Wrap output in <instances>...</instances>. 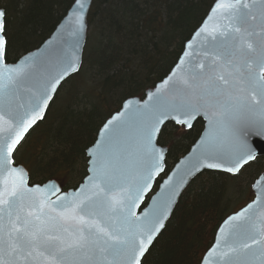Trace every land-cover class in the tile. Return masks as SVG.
<instances>
[{
	"label": "snow or ice",
	"instance_id": "obj_1",
	"mask_svg": "<svg viewBox=\"0 0 264 264\" xmlns=\"http://www.w3.org/2000/svg\"><path fill=\"white\" fill-rule=\"evenodd\" d=\"M90 9L91 0H73L57 42L10 64L0 7V264H142L190 178L204 169L239 176L264 157L253 146L264 141V0H216L175 70L104 122L84 182L66 192L53 179L30 186L13 154L80 71ZM198 119L207 124L192 153L141 209L164 172L165 122L190 129ZM253 187L256 199L225 221L201 264H264V174Z\"/></svg>",
	"mask_w": 264,
	"mask_h": 264
},
{
	"label": "trees",
	"instance_id": "obj_2",
	"mask_svg": "<svg viewBox=\"0 0 264 264\" xmlns=\"http://www.w3.org/2000/svg\"><path fill=\"white\" fill-rule=\"evenodd\" d=\"M215 1L93 0L81 71L60 88L44 121L14 155L16 165L28 171L30 185L53 179L65 192L76 189L87 175V149L104 122L127 99L143 98L170 73ZM72 2L0 0V7L7 9L8 63L49 39ZM203 129L199 120L190 131L173 124L162 130L158 144L168 154L155 190ZM263 172L264 158H258L239 176L201 174L181 197L142 264H201L222 222L250 201V189ZM243 176L246 182L241 185Z\"/></svg>",
	"mask_w": 264,
	"mask_h": 264
},
{
	"label": "water",
	"instance_id": "obj_3",
	"mask_svg": "<svg viewBox=\"0 0 264 264\" xmlns=\"http://www.w3.org/2000/svg\"><path fill=\"white\" fill-rule=\"evenodd\" d=\"M92 2H93V0H91V7H92ZM215 2H216V1H215ZM213 5H214V4H213ZM210 10H211V9H210ZM90 11H91V9H90ZM209 13H210V11H209ZM209 13H208V15H209ZM67 14H68V13H67ZM67 14H66V15H67ZM89 14H90V12L88 13L87 19L89 18ZM208 15L206 16V18L204 19V21L202 22V24L206 22ZM62 22H63V19H62V21L60 22V24H61ZM209 23H210V22H209ZM60 24L57 26V28L55 29V31L53 32V34L50 36L49 39H47V40H46V41H45V42H44V43H43L38 49H36V50H34V51L30 52V53H33V54L39 55L40 51H42L44 48L48 47V42L51 41V42H53V43H56V42H57L58 35H59V26H60ZM202 24H201V25H202ZM201 25H200V26H201ZM88 29H89V27H88ZM196 31H197V30H196ZM196 31H195V32H196ZM195 32H194V33H195ZM87 39H88V30H87V33H86L85 39H84L83 42H82V47H81V50H80V54H81V57H82V66H83L84 51H85V48H86V45H87ZM196 39H197V38H196L195 35L193 34V35L191 36V38L189 39V41L186 42V44H185V46H184V49H183V52H182L181 56L179 57V59L182 57L184 51L186 50V45H187L189 42H192L193 44H195ZM59 48L62 49L65 53L70 52V51H71L70 38L65 37L64 40H61V41L59 42ZM26 55H27V54H26ZM179 59H178V60H179ZM177 62H178V61H177ZM10 64H12V63H10ZM176 64H177V63H176ZM176 64H175V66L172 68V70L170 71V73H171L172 71L175 70ZM82 66H81V69H82ZM81 69H80V71H81ZM80 71H79V72H80ZM79 72H78V73H79ZM78 73H73L70 77H68V78L66 79V81L69 80L70 78H72L73 76H76ZM170 73H169V74H170ZM169 74H168V75H169ZM168 75H167V76H168ZM167 76H166V77H167ZM166 77H165V78H166ZM165 78H164V79H165ZM66 81L62 82L61 86L57 89V93H56V95L54 96L53 101H54L55 97L57 96V94H58L60 88L62 87V85H63ZM161 82H162V81H161ZM161 82L157 83L153 88L149 89V90L145 93V96H144L142 99H141V98H137V97H136V98H130V99H127V100L122 104V106H123L128 100H132V101H134V102H140V103H143V102L146 100V98H147V94H148L150 91H152V90H154L155 88H157V87L161 84ZM53 101L50 103L49 108H50V106L52 105ZM122 106H121V108H122ZM121 108H120V110H121ZM120 110H119V111H120ZM48 111H49V109H48L47 112L45 113V117H46ZM116 113H117V112H116ZM116 113H114V114H116ZM114 114H113V115H114ZM113 115H112V116H113ZM112 116H111L109 119H111ZM199 120H201V121L204 123V129H203V132H202L201 135H200V137H201V136L203 135V133H204V130H205V127H206L207 121L204 120V119H198L197 121H199ZM43 121H44V120H43ZM43 121H38L37 124L34 125L32 129L29 130V133H30V132H31V131H32L37 125H39V124L42 123ZM197 121H194V122H193V127H194V125H195V123H196ZM165 124H166V125H168V124H173V125L177 126V125L174 123V121H166ZM102 127H103V126H102ZM102 127H101V129H102ZM178 127H183V126H178ZM193 127H192V128H193ZM183 128H184L186 131H190V130L192 129V128L188 129V128H186V127H183ZM101 129L99 130L98 134L100 133ZM162 130H163V129H162ZM29 133L25 136V139L27 138V136L29 135ZM97 137H98V135H97ZM200 137H199V139L196 141V143L192 146V148L190 149V151H189L185 156H183V157H182V158H181V159L175 164V166L172 168V170L169 172V174H168V175L162 180V182L160 183V185H159L158 188H157V191L153 194V191H154V189H155L156 182H157V181H158V180L164 175V173H165V163H166V157H167V154H168V149H167L166 147H163V149L165 150V152H164V155H165V160H164V172H162V173H161L158 177H156V179L153 181L152 189H151V191L145 196V201H144V203L141 205V209H143L146 205L150 204V202H151V201H150V198L156 196V195L160 192V190H161V186L163 185V183H164L166 180L169 179V177L172 175L173 172H175V171L177 170V167L181 164V161H184L187 157H189V155L192 153L194 147L196 146V144H197L198 141L200 140ZM158 138H159V137H158ZM158 138H157V140H158ZM25 139H24V140H25ZM254 139H255V138H254ZM24 140L21 142V144L24 142ZM96 140H97V138H96ZM257 145H259V146H257ZM20 146H21V145H19L18 148H19ZM253 146L256 148V151L259 153L260 150H261L262 148H264V141H256V143H254ZM17 150H18V149H17ZM15 153H16V152H15ZM15 153L13 154V158H14ZM86 155H87V159H89L87 152H86ZM258 158H264V157L258 156ZM16 166H17V165H16ZM18 166H20V165H18ZM20 167H23V166H20ZM23 168H24V167H23ZM24 169H25V168H24ZM25 170H26V169H25ZM26 172L28 173L27 170H26ZM205 172H220V173L228 174V173H225V172L220 171V170H209V169H204V170H202L200 173H197L194 177L190 178L189 182H188L187 184H185V185L181 188L179 195L176 197V201H175V204H174V206H173L172 212H171V214L169 215L168 219L165 221V228H166L168 222L170 221V219L172 218L173 213H174V211H175V209H176V207H177V205H178V203H179L181 197H182L183 194L185 193V191L189 188V186L191 185V183H192L196 178H198L201 174H203V173H205ZM87 174H88V164H87ZM262 174H264V172H263ZM262 174H261V175H262ZM228 175H230V174H228ZM231 176H233V175H231ZM28 177H29V173H28ZM56 182H57V181H56ZM83 182H84V180H83ZM83 182H82V183H83ZM46 183H47V182H46ZM57 183H58V182H57ZM82 183H81V184H82ZM29 185H30V178H29ZM253 185H254V184H253ZM253 185H252V188H251V190H252V194H253V199H252L249 203H251L253 200H255L256 197H257V195L259 194V193H258V189H257L256 187H253ZM30 186H31V185H30ZM69 191H70V190H69ZM53 198H55V197H53ZM249 203H248V204H249ZM145 204H146V205H145ZM248 204H246V205H245L243 208H241L240 210L246 208ZM240 210H238L237 212H239ZM139 211H140V210L138 209V210H137L138 214H139ZM237 212H235V213L229 215V216H228V217L222 222V224L220 225V227L218 228V230H217V232H216V235H215V238H214V241H213L212 246L215 244L216 240L218 239L219 230H220L222 227H225V221H226L230 216L236 214ZM165 228L161 230V233L158 235V237L156 238V240L160 237V235L163 233V231L165 230ZM156 240L153 242V244L156 242ZM212 246H211V247H212ZM211 247H210V248H211ZM210 248H209V249H210ZM150 249H151V248H150ZM206 253H207V252H206ZM206 253H205L204 257L206 256ZM146 255H147V254H146ZM204 257H203V258H204ZM142 261H143V260H142Z\"/></svg>",
	"mask_w": 264,
	"mask_h": 264
},
{
	"label": "rangeland",
	"instance_id": "obj_4",
	"mask_svg": "<svg viewBox=\"0 0 264 264\" xmlns=\"http://www.w3.org/2000/svg\"><path fill=\"white\" fill-rule=\"evenodd\" d=\"M88 36H89V32H88ZM87 41H88V39H87ZM96 43H97V37L95 36V44H94V46L96 45ZM94 46H93V47H94ZM63 85H64V84H63ZM63 85H62V86H63ZM238 182H239V184H241V183H242V184L244 185V184H245V182H246L245 176H243V177L241 178V180H239ZM242 184H241V185H242ZM250 190H251V189H250ZM252 197H253V194H252V190H251V193H250V195H249V198H248V199H249V200H251V199H252Z\"/></svg>",
	"mask_w": 264,
	"mask_h": 264
}]
</instances>
